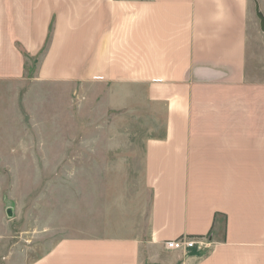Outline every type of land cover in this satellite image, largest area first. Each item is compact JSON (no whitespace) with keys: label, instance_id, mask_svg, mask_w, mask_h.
I'll use <instances>...</instances> for the list:
<instances>
[{"label":"crops","instance_id":"obj_1","mask_svg":"<svg viewBox=\"0 0 264 264\" xmlns=\"http://www.w3.org/2000/svg\"><path fill=\"white\" fill-rule=\"evenodd\" d=\"M0 11L26 14L0 19V79L20 75V43L40 55L43 83L142 91L164 111L140 180L123 174L97 233L64 238L34 264H264V51L247 59L254 0H0ZM181 236L210 245L165 250Z\"/></svg>","mask_w":264,"mask_h":264},{"label":"rangeland","instance_id":"obj_2","mask_svg":"<svg viewBox=\"0 0 264 264\" xmlns=\"http://www.w3.org/2000/svg\"><path fill=\"white\" fill-rule=\"evenodd\" d=\"M25 15L0 11L19 23ZM249 35L247 59L264 51L258 19ZM16 49L20 75L0 79V264H34L64 238L97 233L123 174L140 180L145 141L163 129L164 111L142 91L43 83L40 55Z\"/></svg>","mask_w":264,"mask_h":264},{"label":"built area","instance_id":"obj_3","mask_svg":"<svg viewBox=\"0 0 264 264\" xmlns=\"http://www.w3.org/2000/svg\"><path fill=\"white\" fill-rule=\"evenodd\" d=\"M210 241L205 236L187 237L181 236L173 240L164 242L163 246L167 251H181L187 252L193 249H197L200 252L209 247Z\"/></svg>","mask_w":264,"mask_h":264},{"label":"water","instance_id":"obj_4","mask_svg":"<svg viewBox=\"0 0 264 264\" xmlns=\"http://www.w3.org/2000/svg\"><path fill=\"white\" fill-rule=\"evenodd\" d=\"M254 11H255V16L256 18L258 19L259 21V28H260V31L262 33H264V16L263 14L261 13L260 9H259V5H258V2L257 0H254Z\"/></svg>","mask_w":264,"mask_h":264}]
</instances>
